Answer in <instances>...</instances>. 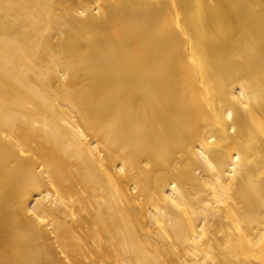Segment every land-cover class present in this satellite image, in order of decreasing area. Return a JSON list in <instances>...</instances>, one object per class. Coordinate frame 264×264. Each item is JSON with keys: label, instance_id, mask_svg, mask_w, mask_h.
Segmentation results:
<instances>
[{"label": "bare ground", "instance_id": "obj_1", "mask_svg": "<svg viewBox=\"0 0 264 264\" xmlns=\"http://www.w3.org/2000/svg\"><path fill=\"white\" fill-rule=\"evenodd\" d=\"M0 264H264V0H0Z\"/></svg>", "mask_w": 264, "mask_h": 264}]
</instances>
